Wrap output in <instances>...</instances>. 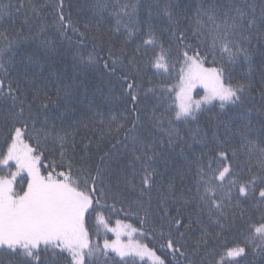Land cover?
<instances>
[{
	"label": "snow or ice",
	"instance_id": "6c2138e0",
	"mask_svg": "<svg viewBox=\"0 0 264 264\" xmlns=\"http://www.w3.org/2000/svg\"><path fill=\"white\" fill-rule=\"evenodd\" d=\"M72 7L0 0V264H264V0Z\"/></svg>",
	"mask_w": 264,
	"mask_h": 264
},
{
	"label": "trees",
	"instance_id": "16d2710c",
	"mask_svg": "<svg viewBox=\"0 0 264 264\" xmlns=\"http://www.w3.org/2000/svg\"><path fill=\"white\" fill-rule=\"evenodd\" d=\"M80 2H81V0H66V4H70V5L73 6V7L71 8V11H72L73 13H75V11H76V5H78ZM148 2H155V0H148ZM145 14H146V13H145ZM110 26H111V25L108 24V23L106 22L105 27H110ZM243 71H246V69H241V68L234 69V76H235V78H236V79H239V78L241 77ZM256 80H257V82L255 83V89H256V91H254V92L252 93V95L255 97V102H256V103H255V106L258 108V107L260 106L259 100H260V90H261V84L258 82V81H259V76H258V74H257ZM196 92H199V95H203V90H202V89H197ZM194 96H195V98H199L198 96H196L195 93H194ZM255 117H256V113H255V111H254V112H253V118H254V119H253V123H254V124L256 123V119H255ZM206 118H207V116L201 117V120L203 121V120H205ZM117 218H121V219H123L122 216H121V217H115V216L112 217L113 221H114L115 219H117ZM131 222L135 223L134 220L131 221ZM108 236H109L110 239L114 238V237L112 236L111 233H109ZM145 242L147 243L148 241H145ZM150 246H151V245H150Z\"/></svg>",
	"mask_w": 264,
	"mask_h": 264
},
{
	"label": "rangeland",
	"instance_id": "374dc122",
	"mask_svg": "<svg viewBox=\"0 0 264 264\" xmlns=\"http://www.w3.org/2000/svg\"><path fill=\"white\" fill-rule=\"evenodd\" d=\"M199 89V88H198Z\"/></svg>",
	"mask_w": 264,
	"mask_h": 264
}]
</instances>
